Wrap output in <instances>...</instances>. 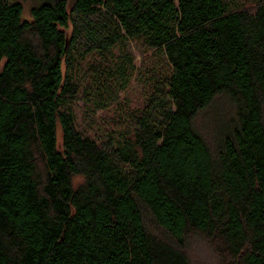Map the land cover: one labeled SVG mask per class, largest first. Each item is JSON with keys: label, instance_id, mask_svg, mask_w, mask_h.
I'll use <instances>...</instances> for the list:
<instances>
[{"label": "trees", "instance_id": "16d2710c", "mask_svg": "<svg viewBox=\"0 0 264 264\" xmlns=\"http://www.w3.org/2000/svg\"><path fill=\"white\" fill-rule=\"evenodd\" d=\"M22 14L0 0V264H193L198 249L195 264H264V0H45ZM86 56L101 65L84 88ZM131 77L140 103L97 138L80 131L72 105L97 125L118 103L107 84ZM212 104L207 136L197 117Z\"/></svg>", "mask_w": 264, "mask_h": 264}, {"label": "rangeland", "instance_id": "374dc122", "mask_svg": "<svg viewBox=\"0 0 264 264\" xmlns=\"http://www.w3.org/2000/svg\"><path fill=\"white\" fill-rule=\"evenodd\" d=\"M22 6H23V14L22 16L26 19L29 18V10L31 7L38 5L39 3L45 1V0H18ZM69 2L71 0H68ZM236 4L239 3H245L247 0H233ZM128 54L132 60V64L135 67V70H138V68L142 67V56L139 50H137L133 45L128 44L127 48ZM80 64L77 66V73L74 76V81L77 83H82L83 87L86 88L87 84L90 82V77H92V74L94 75V72L92 71V66L93 65H101L99 64V58L97 56H86L82 61L80 60ZM95 67V66H94ZM133 70L132 74L133 76L136 74V71ZM111 82L107 84V86H110V93L113 96H117L116 100H118V103L116 106L115 104H112L110 107L105 108L103 110H98L96 109L95 112V119L97 121V125H93V121H90L87 119L84 113V105L81 100L78 102L74 103L72 105L73 110L75 112L76 116V124L77 127L80 131L85 132V134L90 135V136H96L97 134L100 135L101 132L97 129V127L105 120L104 117H107L106 119H113L115 117V111L117 108L121 107L122 108V113L124 114L127 109H130L132 107L137 106L140 103V96L143 95V88L144 86L141 85L138 81L134 79V77H131V81L128 83L126 88L122 91L117 90L114 86V83L110 85ZM103 96H108V94H104ZM111 96V95H109ZM212 107H217V104H212V106L208 107L205 109L201 114L197 117V126L198 129L202 134H206L207 136H210V133L214 129V124L216 123L215 120L217 121L220 120V116L217 113L216 108ZM86 110V109H85ZM227 117V113L224 114V118ZM97 133V134H96ZM57 140H58V145H60V132L58 131L57 133ZM81 181L80 177H74L73 182L78 183ZM145 222L146 226L149 230V232L152 235H155L157 237H161L162 233L161 230L153 223L151 220L150 216L146 215L145 216ZM162 238H164L162 236ZM194 254H197L196 256L200 257H206L207 254L206 252H202L198 249V252H187V255L189 256L190 261L194 262ZM198 259V258H197Z\"/></svg>", "mask_w": 264, "mask_h": 264}]
</instances>
